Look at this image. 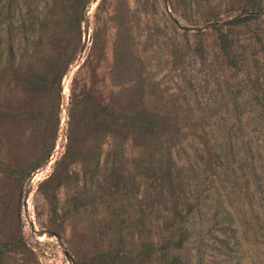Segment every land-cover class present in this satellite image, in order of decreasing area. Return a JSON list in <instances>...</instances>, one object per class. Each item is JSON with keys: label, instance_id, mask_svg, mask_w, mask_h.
Instances as JSON below:
<instances>
[{"label": "trees", "instance_id": "1", "mask_svg": "<svg viewBox=\"0 0 264 264\" xmlns=\"http://www.w3.org/2000/svg\"><path fill=\"white\" fill-rule=\"evenodd\" d=\"M243 1L253 16L261 10L258 0ZM88 2L28 0L22 14L20 3L10 0L3 11L0 123H27L52 139L33 165L3 163L0 173L16 183H23L54 148L60 84L67 69L58 64L56 50L63 32L79 30ZM247 20L234 18L228 24L240 26ZM217 41L224 65L238 67L232 37L221 32ZM246 66L241 83L227 85L229 100L220 104L233 116H216L218 109L209 107L210 103L200 106L191 96L192 86H185L181 136L156 131L158 121L153 114H148L153 122L147 128L142 116L122 113L89 95L70 99L63 152L37 190L54 214L59 188L72 183L83 187L70 197L68 210L84 215L93 226L92 251L81 264H207L218 257L223 264L228 262L230 243L236 236L229 210L232 203L229 195L225 205L215 198L218 178L226 181L229 177L226 170L244 180L245 191L239 189V193L246 197L250 216L262 219L260 227L255 224L257 230L264 231V73H260L264 71L258 59ZM17 85L27 92L28 100L41 95V106L32 104L26 111L10 106L7 93ZM170 95L176 103L177 94ZM204 107L212 112L203 114ZM157 108L150 110L158 112ZM80 130L91 136L84 151L76 148L80 147L75 141ZM136 131H143L146 141L139 153L126 158L127 141ZM217 164L222 171L216 175ZM17 252L18 241L0 243V262L7 253Z\"/></svg>", "mask_w": 264, "mask_h": 264}, {"label": "rangeland", "instance_id": "2", "mask_svg": "<svg viewBox=\"0 0 264 264\" xmlns=\"http://www.w3.org/2000/svg\"><path fill=\"white\" fill-rule=\"evenodd\" d=\"M9 1L0 0L1 37L5 34L3 11ZM17 1L24 14L28 0ZM258 1L261 10L253 16L243 0H89L88 12L83 13L86 33L82 20L79 30L68 28L60 35L56 50L61 60L58 64L67 65V69L60 84L59 124L53 150L21 184L0 173V243L15 240L20 247V252L4 255L0 264H81L91 254V222L80 213L68 212L69 199L82 192L81 184L72 183L57 190L54 214L37 190L38 183L50 175L54 161L63 152L70 99L89 95L122 113L142 116L148 123L144 124L147 128L153 122L148 114H153L158 121L156 131L177 132L181 136L184 112L180 108L185 101L182 97L185 86L191 85V96L200 106L210 103L209 107L213 105L218 109L214 110L216 116H233L220 106L221 102L229 100L226 86L241 83L249 62L258 59L264 71V0ZM245 17L248 20L243 25L228 24L234 18ZM221 32L232 37L240 60L236 68L224 65L217 41ZM63 46L64 52L60 54ZM171 93L177 94L176 103H172ZM7 100L10 106L26 111L32 104L41 106L43 97L37 95L28 100L27 92L17 85L10 88ZM153 105L158 107V112L150 110ZM210 112L204 110L203 114ZM75 141L80 145L77 150L84 151L91 136L80 130ZM145 141L143 131L134 132L127 141L125 157L139 153ZM51 142V138H44L27 123H0V168L6 162L20 167L33 165ZM220 171L222 167L217 164L216 175ZM226 171L228 179L218 178L216 182L215 198L225 205L229 195L236 236L230 243L228 262L224 264H264V231L255 226L260 227L262 219L257 216L254 220L250 216L246 197L239 193V189L242 193L245 191L244 180L235 172ZM29 189L23 207V195ZM208 245L213 247L211 241ZM64 250L71 261L64 257ZM207 264H223V261L219 257L212 258Z\"/></svg>", "mask_w": 264, "mask_h": 264}, {"label": "water", "instance_id": "3", "mask_svg": "<svg viewBox=\"0 0 264 264\" xmlns=\"http://www.w3.org/2000/svg\"><path fill=\"white\" fill-rule=\"evenodd\" d=\"M92 1L95 2V1H97V0H92ZM85 11H86L85 14H87V12H88V7L86 8ZM173 22L175 23V25H178V22H177L175 19H173ZM86 29H87V21H86V20H83V32H84V34L86 33ZM67 72H68V71H67ZM67 72H66V73H67ZM47 163H49V162H47ZM29 192H30V189L27 190V191L24 193V195H23V200H22V202H23V207H25V205H26V202H27V198H28ZM63 255H64V257H65L67 260L71 261L72 258H71V256L68 254V252H67L66 250L63 251Z\"/></svg>", "mask_w": 264, "mask_h": 264}]
</instances>
